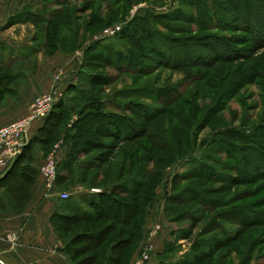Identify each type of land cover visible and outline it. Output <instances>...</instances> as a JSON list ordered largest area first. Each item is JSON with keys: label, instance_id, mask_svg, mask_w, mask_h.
Here are the masks:
<instances>
[{"label": "rangeland", "instance_id": "obj_1", "mask_svg": "<svg viewBox=\"0 0 264 264\" xmlns=\"http://www.w3.org/2000/svg\"><path fill=\"white\" fill-rule=\"evenodd\" d=\"M199 1L202 11L192 0H42L43 11L39 15L47 18L49 11L61 9L63 22L46 32V24L37 22L34 17L36 40L28 44V49L27 45H15L10 50L19 57L11 67L15 74L12 89H18L24 81L22 71L33 74L38 62L32 54L43 46L46 53L52 55L56 50L50 45L64 39L62 46L68 52L78 47L82 57L88 46L98 44L100 54L96 57L89 54L87 58L84 56L85 60L81 59L73 84L69 86L71 90L63 99L68 109H61L49 120L45 131L36 133L40 138L48 136L53 141L32 142L23 161L29 164L31 156L42 148L47 155L52 151L57 153V148L66 144V136L73 146L68 143L58 156L61 157L59 173L69 167L70 164L64 162L71 156L76 142L86 146L92 133L93 124L79 119L81 113L86 112L82 102L93 91L102 89L99 97L109 110H116L111 105L113 101L120 105L133 101L152 107L145 113L126 112L141 126L149 121L151 110H166L173 114L159 115L155 120L164 117L167 128L178 129V137L185 138L183 147L178 155L169 157L164 150L152 145V154H157L159 162L155 159L150 163L142 162L147 166L144 171L149 167L158 171L148 177L152 189L156 187L158 213L164 214L162 222L171 228L173 235H178L173 252L158 258L157 263L166 260L164 264H191L195 253L209 251L207 245L212 244L213 249L217 247L212 264H264V0ZM116 11L119 12L115 14ZM147 11L170 13L164 18L168 25L158 24L157 29L140 26V17ZM101 15L103 18L99 19ZM25 19L29 18L22 20ZM150 20L153 25L158 22ZM75 32L77 47H73ZM142 46L152 48L151 57H141L146 68L131 70L116 66L113 60L117 51L127 53L130 48ZM3 55L8 57L9 52L3 51ZM177 91H182V98L170 101ZM224 92L225 99H219V94ZM53 123L59 126L53 128ZM79 135L82 141L74 140ZM165 137L171 145L175 143L173 135L166 133ZM118 144L120 148L115 149L112 156L116 159L115 165L119 163L121 152L129 156L127 142ZM145 155L146 151H140L139 159H144ZM89 157L91 155L80 152L79 162L69 168L70 178L59 184L73 197L65 210L75 207L82 213L89 209V196L82 198V191L70 190L77 185V175L83 171L79 167L81 161ZM140 164L136 161L130 166L128 162L124 177L134 175ZM85 171L88 177L95 172ZM16 176L13 174L12 178ZM20 177L26 180L21 189L15 191V196L25 199L26 185L31 178L21 174ZM89 181L90 185L97 183V188L107 184L102 178ZM145 202L147 198L143 195L141 207L136 216L130 218L128 226L110 219L98 223L96 228L103 223L113 224L114 231L100 248L75 255L74 260L91 258L96 253L99 255L96 264H103L108 254L115 253L121 264H129L130 256L139 249L144 235V228L139 225L146 217ZM227 212L231 213L230 220L225 215ZM82 224L80 221L68 231L61 230L63 245L68 249L95 243L92 239L90 244H72L73 230L80 232ZM217 225L219 229L203 238L210 242H199L200 234H207L206 229ZM60 227L63 229V225ZM116 243L119 249L112 252Z\"/></svg>", "mask_w": 264, "mask_h": 264}, {"label": "trees", "instance_id": "obj_2", "mask_svg": "<svg viewBox=\"0 0 264 264\" xmlns=\"http://www.w3.org/2000/svg\"><path fill=\"white\" fill-rule=\"evenodd\" d=\"M191 1V0H190ZM195 3L196 7H199L200 11H202L201 7V1L198 2V0H192ZM109 10V9H108ZM62 10L61 9H53L49 11L47 18L43 15H36L37 22H44L46 24L45 31L50 32L53 29H56V27L63 22L62 17L60 16ZM119 11L114 12L117 14ZM202 13V12H201ZM146 15H141V25L145 27H155L157 29V25H168L167 21L164 20V18L168 17L167 15L170 13H154L147 11L145 13ZM103 16H99V19H102ZM150 18L155 19L157 22L153 24L152 20ZM14 19H11L9 23H12ZM90 24V23H89ZM251 32V31H250ZM159 35L158 33L156 34ZM77 32H75L74 36V46L78 44L77 41ZM64 42L65 40L62 39ZM52 43L50 46L53 47L55 50L61 48L63 49L62 43ZM97 43V41H96ZM98 44H94L93 46H88L85 49L84 56L88 57V55L92 56H98L100 54V51L97 49ZM77 47V46H76ZM130 48L129 52L124 51H117L115 53V59L113 60L116 63L117 67H124L131 70H139L146 68V64L142 61L141 57H151L150 52L152 51V48H148L146 46L145 48ZM6 47H0L1 51L2 49H5ZM27 49L29 47H26ZM78 48V47H77ZM76 48V49H77ZM100 49V48H99ZM12 50V49H11ZM68 51V50H65ZM83 56V60H85ZM86 57V58H87ZM19 57H15L12 59L7 65H0V98L4 96V89H6V85L12 84L11 81H13L15 78V74L12 73L11 67L12 63H15L18 60ZM106 58H108V55H106ZM4 63V62H3ZM2 63V64H3ZM19 73V72H17ZM24 73L23 71L21 72ZM19 77V76H18ZM22 78V76L20 77ZM95 78V77H94ZM9 88V86H8ZM3 89V90H1ZM68 90H71V87H69ZM102 89H99L98 91H93L90 94L88 93V97L85 99L84 102H82L83 107L86 109L85 111H81L82 117L79 119L81 120H87V123H92L93 128L91 129L92 133L90 134L89 139H87V147L80 145L76 142V146H74V149L71 153V156L66 159L67 161L64 162L65 164H72L74 162L78 161V155L80 152H82L84 155H91V157L88 158V160L81 161L79 167L83 171H81L77 176L76 184H80L83 186V188L90 189L92 187H99L95 186L97 183H93L90 185V180H98L102 178L105 182H107L106 185H102L101 191L97 193H85L82 195V198H86V196H89L88 200V206L89 209H84L85 211L78 212V209H76V212L74 215L61 218L59 220L58 225V231L62 238L63 234L61 233V230L68 231L71 229V226H78L79 222L82 221V227L81 231H75L74 235L71 237L70 241L72 244H77L79 242H87L88 244L92 243V239L95 242L91 246L82 245L80 247H76L75 249H68L67 246L64 245L65 252L68 254L71 264H96V261L99 258L98 254H94L93 256L86 257L80 261H75L74 257L76 255L79 256L80 254H83L84 252H88L90 250H96L100 248L108 239V236L111 232L114 231V225L113 224H105L103 223L99 228H96V225L100 222H105L106 220H114L117 223H120L122 225H130L129 221L132 216H136L138 213V207H141V200L143 195L147 198V202H145V212L147 211V207L149 204H152L155 201L156 198V187L154 186V189H152V183L150 180H148V177L154 173L155 175L158 174V171L156 169L153 171L152 168H148L147 171H144V169L147 167L143 166L142 162H159V159H157V154H152L153 147H156L159 150H164L169 157H174L175 154H179L185 138L178 137V129L175 130L173 127H166V121H163L165 118L162 117L159 121L155 120V117L162 115L165 116V114H173L168 113L166 110H151L150 117L148 116V122L147 124L141 126V123L139 124L136 119H133L132 117L127 115V111L130 112H143L145 113L146 109H149L152 107H147L145 104H137L133 103L131 101L128 104L120 105V103H117L113 101L111 104L116 110H109L107 105L105 107V101L100 100L99 94L101 93ZM197 91H195L196 94ZM169 94L168 92H166ZM182 91H177V94L173 97V99H170L174 101L179 100L182 98ZM181 95V96H180ZM226 96V92L219 94V99L224 100ZM189 100V99H188ZM173 102H170L169 104H172ZM184 102V101H183ZM69 105L65 103V101L62 99L58 101L52 111L49 113V115L45 118V122L43 126L38 130V132L45 131L46 126L49 122V120L56 116L58 112H60L61 109H68ZM85 112V113H84ZM157 113V114H156ZM92 115L98 116V117H92ZM84 116V117H83ZM91 121V122H90ZM153 121V124L151 122ZM150 122V123H149ZM156 122V123H155ZM88 123V124H89ZM151 124V125H150ZM163 124V125H162ZM54 125V123H53ZM162 125V126H161ZM59 126V124L54 125V127ZM136 128L138 130H136ZM159 129V130H158ZM172 129V130H171ZM156 130V131H154ZM37 132V133H38ZM51 132V131H49ZM169 133L170 135H173V139L175 143L172 145L170 144V141L163 136ZM186 134V133H185ZM38 134L35 135V137L30 140V142L25 146L22 153L12 162V168L10 169V173H8L6 176H10L11 174H20L16 173V169L18 167L21 168V175H28L31 180L36 175V171L29 166L28 163H24V157L27 152V150L30 148L31 143L34 141L39 140L42 143H51L53 140L50 137H38ZM103 137L107 138L106 140L103 139ZM78 138L82 141V135L75 136L74 140H78ZM141 139V140H140ZM195 137L193 138L194 141ZM65 145L69 146L68 143L72 142L71 139L65 136ZM114 141H117L113 144ZM118 142H127L128 144V153L129 156H124L125 152H121V156H119V163L115 165V160L112 156L114 154L115 149L120 148ZM80 143V142H79ZM71 145V143H69ZM118 144V145H117ZM73 146V145H71ZM45 147V146H44ZM148 147V148H147ZM73 148V147H72ZM87 148V149H86ZM147 148V150H146ZM45 149V148H44ZM46 150V149H45ZM96 150H102L100 153L95 152ZM140 151H146V155L144 159H139V153ZM92 153V154H91ZM107 154V155H106ZM106 155V156H104ZM138 157V158H137ZM26 159V158H25ZM28 160V159H27ZM111 160V161H110ZM113 160V161H112ZM136 161L141 162L139 165L136 173L130 177H124L125 171L127 168V163H130V166H133V163ZM29 162V160H28ZM83 162V163H82ZM87 162H89L87 164ZM112 162V163H111ZM24 163V164H23ZM161 163V162H160ZM106 164L104 167L103 165ZM64 165V164H63ZM64 168V170L59 173L57 177V182L60 184L61 182H65L67 179L70 178L71 172L69 168ZM60 167V162H59ZM95 170L93 174H91L90 177L87 176V173L85 170ZM60 170V168H59ZM225 178L231 179L232 177L230 175L225 176ZM222 176V177H223ZM89 185V186H86ZM85 186V187H84ZM69 200V199H68ZM140 200V202H139ZM140 209V208H139ZM144 210V208H143ZM231 211V210H230ZM146 215V214H145ZM225 215H228V220H230V212H227ZM145 219H143L142 224L139 225V227H143ZM92 224V226H88V224ZM63 225V229L62 226ZM210 227V226H209ZM207 228V227H205ZM219 225L217 227H213L210 230L206 229L207 234H200L201 238L198 239L199 242H210L207 241L204 236L211 234L213 231L219 229ZM228 235L232 236L230 232H227ZM227 235V236H228ZM178 236V235H175ZM142 236L139 238L141 239ZM178 238V237H177ZM230 238V237H228ZM96 239V241H95ZM202 240V241H200ZM174 241H168L166 242L164 255L163 258L166 256L167 253L173 252L172 249H174ZM209 247V251H204L203 253H193L195 256L194 262L191 264H206L205 261L208 260L207 264L214 263V254L213 252H217V247H214L212 244L207 245ZM116 249H119L118 243L112 246L111 250L114 252ZM130 252V251H129ZM132 252V250H131ZM135 253V252H134ZM129 255V254H128ZM133 256V254H132ZM130 256L132 259L133 257ZM90 259V260H88ZM166 260H161L160 263L164 264ZM103 264H121L119 259H117L115 253H111L107 255V259Z\"/></svg>", "mask_w": 264, "mask_h": 264}, {"label": "crops", "instance_id": "obj_3", "mask_svg": "<svg viewBox=\"0 0 264 264\" xmlns=\"http://www.w3.org/2000/svg\"><path fill=\"white\" fill-rule=\"evenodd\" d=\"M41 11H43L42 0H0V47H6L2 50L9 52L7 57L0 49V65L5 66L6 62L15 58V55L10 53L15 45L30 47L28 44L36 40L33 19ZM27 17L31 20H22ZM11 19L14 21L9 23ZM44 48L43 46L32 54V58H37L38 66L33 74L24 72V81L18 89H12V84L5 86L4 96L0 98V126L26 116L30 112L33 100L42 93L55 89L61 94L59 101L64 99L69 86L73 84V75L84 56V54L80 56V48L71 52L59 48L52 55L47 54ZM44 122L45 119L37 120L31 125L27 144L35 137ZM64 147L67 146L57 148L58 156L63 153ZM46 156V150L42 148L29 160V166L36 171V175L26 185L25 199L15 196V191H19L22 182L26 180L20 177L22 167L16 169V173H20L16 178H12V174L6 176L10 173L12 165L0 167V262L2 264H71L58 225L61 218L74 215L76 208H71L72 212L65 210L70 200H73L72 196L69 200H65L61 199L57 192L51 195L46 193L44 180L40 174V166ZM73 189L82 191L83 194L94 193L80 184L71 187L70 190ZM61 190L65 191L63 188ZM20 203L22 206H19ZM158 206L157 199L148 205L143 223L144 235L139 249L133 254L134 256L145 247H150L152 259L149 264H159L157 261L164 255L166 242L177 239L171 228L162 222L164 214L158 213ZM131 262L132 259L129 264Z\"/></svg>", "mask_w": 264, "mask_h": 264}, {"label": "built area", "instance_id": "obj_4", "mask_svg": "<svg viewBox=\"0 0 264 264\" xmlns=\"http://www.w3.org/2000/svg\"><path fill=\"white\" fill-rule=\"evenodd\" d=\"M60 96L61 94L55 89L42 93L33 100L30 105V112L26 116L0 126V167L11 165L22 153L28 142L27 135L31 125L37 120L45 119L59 101ZM59 168L58 154L56 151H52L41 164L40 174L43 177L48 195L57 192L61 199L68 200L71 197V193L67 190L62 191L57 182ZM90 191L97 193L101 189L93 187ZM151 259V249L150 247H145L134 255L131 264H149Z\"/></svg>", "mask_w": 264, "mask_h": 264}, {"label": "water", "instance_id": "obj_5", "mask_svg": "<svg viewBox=\"0 0 264 264\" xmlns=\"http://www.w3.org/2000/svg\"><path fill=\"white\" fill-rule=\"evenodd\" d=\"M0 264H2V263L0 262Z\"/></svg>", "mask_w": 264, "mask_h": 264}]
</instances>
